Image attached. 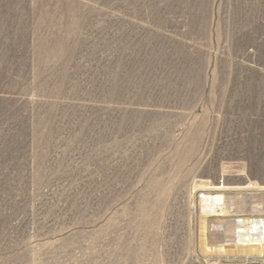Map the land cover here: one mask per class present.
I'll use <instances>...</instances> for the list:
<instances>
[{
  "label": "rangeland",
  "instance_id": "1",
  "mask_svg": "<svg viewBox=\"0 0 264 264\" xmlns=\"http://www.w3.org/2000/svg\"><path fill=\"white\" fill-rule=\"evenodd\" d=\"M202 207H264V0H0V264H216Z\"/></svg>",
  "mask_w": 264,
  "mask_h": 264
},
{
  "label": "bare ground",
  "instance_id": "2",
  "mask_svg": "<svg viewBox=\"0 0 264 264\" xmlns=\"http://www.w3.org/2000/svg\"><path fill=\"white\" fill-rule=\"evenodd\" d=\"M196 211L198 248L203 255H213L210 260L216 264H264V207L254 210L202 207ZM224 255L245 256L222 260Z\"/></svg>",
  "mask_w": 264,
  "mask_h": 264
}]
</instances>
